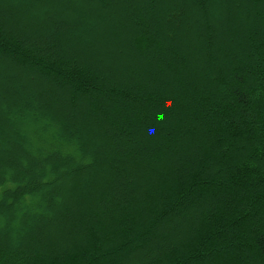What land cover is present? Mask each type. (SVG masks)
<instances>
[{
  "label": "trees",
  "instance_id": "obj_1",
  "mask_svg": "<svg viewBox=\"0 0 264 264\" xmlns=\"http://www.w3.org/2000/svg\"><path fill=\"white\" fill-rule=\"evenodd\" d=\"M0 264H264V0H0Z\"/></svg>",
  "mask_w": 264,
  "mask_h": 264
}]
</instances>
